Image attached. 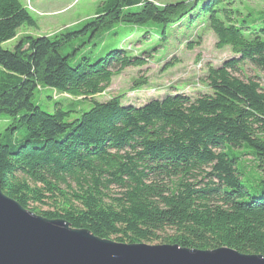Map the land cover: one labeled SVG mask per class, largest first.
<instances>
[{
    "label": "trees",
    "instance_id": "obj_1",
    "mask_svg": "<svg viewBox=\"0 0 264 264\" xmlns=\"http://www.w3.org/2000/svg\"><path fill=\"white\" fill-rule=\"evenodd\" d=\"M236 1L102 0L81 28L24 36L9 50L3 43L21 26L37 24L19 0H0V115L16 119L0 130L1 191L37 215L117 242L226 246L264 256V180L252 184L239 160L251 156L264 173V25L248 24L251 13L242 18ZM197 3L215 47L233 55L207 65L210 93H169L142 105L123 104L119 95L98 102L93 97L113 76L146 65L151 55L113 49L70 63L73 54L61 52L118 23L161 25L164 41L166 28L192 19ZM245 65L262 77H242ZM41 86L92 106L68 121L74 110L60 102L53 112L34 103Z\"/></svg>",
    "mask_w": 264,
    "mask_h": 264
},
{
    "label": "rangeland",
    "instance_id": "obj_2",
    "mask_svg": "<svg viewBox=\"0 0 264 264\" xmlns=\"http://www.w3.org/2000/svg\"><path fill=\"white\" fill-rule=\"evenodd\" d=\"M36 21V28L27 25L17 30L16 37L3 43V47L12 50L16 42L24 36H54L59 32L79 29L94 17L97 7L102 0H19ZM157 5H165L189 0H151ZM196 9L183 17L179 22L166 28V38L161 40V25L146 22L143 25L118 23L111 28L97 33L89 40V34L75 38L61 49L63 54H73L70 63H74L83 55H89L92 60L104 56L113 49H127L132 55L147 52L146 65L136 68H127L119 75L113 76L109 87L93 98L98 102H105L114 96H121L123 104L142 105L151 99H160L169 93H183L195 97L210 93L204 76L207 65L220 66L221 63L232 57L230 49L215 47L216 38L206 28L207 14ZM235 8L241 12V17L251 24L253 19L256 25H264V0H238ZM136 8H132L135 10ZM263 12V13H262ZM262 13V14H259ZM42 35V34H41ZM194 44L188 48L187 44ZM198 42V43H194ZM171 62L170 67L165 64ZM242 77L262 73L256 68L245 65L242 68ZM264 84L263 80H260ZM33 101L42 110L53 112L54 102H60L64 110L72 109L68 121L78 117L82 112L91 108L92 103L81 97H72L58 93L48 87H38L34 91ZM16 119L0 115V130H6L13 125ZM238 152V150H237ZM240 163L252 184L264 180V173L253 168L251 156L242 155ZM51 208L42 205L41 210Z\"/></svg>",
    "mask_w": 264,
    "mask_h": 264
},
{
    "label": "water",
    "instance_id": "obj_3",
    "mask_svg": "<svg viewBox=\"0 0 264 264\" xmlns=\"http://www.w3.org/2000/svg\"><path fill=\"white\" fill-rule=\"evenodd\" d=\"M0 264H264L261 254L221 246L122 243L24 208L0 189Z\"/></svg>",
    "mask_w": 264,
    "mask_h": 264
},
{
    "label": "crops",
    "instance_id": "obj_4",
    "mask_svg": "<svg viewBox=\"0 0 264 264\" xmlns=\"http://www.w3.org/2000/svg\"><path fill=\"white\" fill-rule=\"evenodd\" d=\"M42 35H45V34H43V33H41ZM41 34H38V35H41Z\"/></svg>",
    "mask_w": 264,
    "mask_h": 264
}]
</instances>
